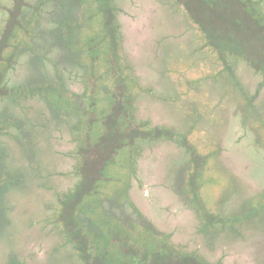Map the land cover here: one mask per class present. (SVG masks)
Masks as SVG:
<instances>
[{
	"label": "rangeland",
	"instance_id": "374dc122",
	"mask_svg": "<svg viewBox=\"0 0 264 264\" xmlns=\"http://www.w3.org/2000/svg\"><path fill=\"white\" fill-rule=\"evenodd\" d=\"M68 1L23 0L18 13L20 24L1 53L0 85L34 84L44 80L58 84L62 77L66 88L73 93L82 92L88 80L82 66L86 68L89 64L84 46L87 40L101 32L103 23L100 12L92 11L94 0H86L78 7L79 11L71 7L76 3L71 0L64 8L67 12H58ZM13 2L0 0V37L11 18L7 9L14 6ZM231 3L237 0L227 1V5ZM114 4V24L118 29L114 47L117 59L125 65L127 79L124 83L133 101L135 117L147 119L152 124L170 125L176 132H182L184 114H188L189 119L204 114L203 120L196 124L197 129L188 133V138L194 142L202 139L198 145L200 150L206 147L204 153L213 155L206 161L198 179L199 199L211 211L218 208L230 183V175L235 179V188L239 189L230 204L237 206L239 201L259 195L264 189V86L258 87L260 72L242 58H249L256 65L264 64V18L259 16L263 26L259 30L251 26L248 16L241 18L247 28L245 24L243 27L234 24L236 11L223 12L219 6H214L217 11H207L204 17L202 14L214 38L222 37L227 42L225 48L240 52L238 56L226 49L220 56L206 43L205 34L193 21L194 0H114ZM259 17L254 19L259 20ZM71 31L70 37L74 34L76 38L70 53L79 56L78 63L72 61L76 67L66 63L70 58L64 54L66 48L61 39ZM106 44H96L99 51L102 49L95 64L96 74L104 72L106 65L111 63ZM110 46L113 47L112 43ZM224 59L231 73L224 69ZM223 69L227 76L224 79L230 74L234 77L240 96L226 105L225 127L215 132L206 130L207 134L202 129L210 126V120L205 118L217 108L225 109L218 95L220 85L227 92L229 85L226 81L212 79ZM170 84L177 98L167 97L172 92ZM117 86L120 85L114 78L100 79L96 89L97 109L106 108V112L113 109L108 97ZM121 86L126 90L122 82ZM249 100L250 107L246 104ZM52 109L47 100L38 95L19 98L13 104L6 96L0 97V119L5 114L8 122L18 124L9 125L0 135V147L4 150L0 157V178L6 176L7 183L11 182L7 184L8 224L3 227L0 223V264H70L65 259L57 260L54 248L60 230L47 223L49 219L46 221L55 214L47 210L54 199L53 191L58 193L74 187L78 179L77 166L96 178L94 171L100 164L98 160L105 159L101 156L103 151L119 149L115 145L112 147L110 140L100 146V140L105 139L99 133L105 127L101 120L94 118L90 125L79 124L65 111ZM178 150L169 140L149 142L140 148L133 173L128 172V166H111L115 162L110 161L106 170L108 179L97 180L99 195L111 198L128 179L127 193L141 213L136 223L151 224L168 234V240L183 251L198 252L208 262L264 264V220H260L259 226L244 224L233 239L221 236L217 241H210L198 231L194 209L177 195L174 184L170 183L173 181L168 174V162ZM120 151L128 153L125 147ZM189 189L186 187L185 196L190 195ZM147 237L148 234L143 235L145 240ZM137 241L143 240L138 237Z\"/></svg>",
	"mask_w": 264,
	"mask_h": 264
},
{
	"label": "trees",
	"instance_id": "16d2710c",
	"mask_svg": "<svg viewBox=\"0 0 264 264\" xmlns=\"http://www.w3.org/2000/svg\"><path fill=\"white\" fill-rule=\"evenodd\" d=\"M179 1L183 2L184 0ZM194 1L196 2V11L195 15L192 16L193 21L205 34L206 43L212 46L213 49H216L220 56H223L222 54L226 49L234 55H238L240 52L239 50L225 48L227 42H224L225 39L223 40L222 37L214 38L209 28L205 26L206 23L203 17L206 14L204 13H208L207 11H215L216 8L214 6H219V9L223 12L229 13L230 10L236 11V13H233L235 16L234 20L236 21L234 24L236 23L241 27L245 24L247 28L246 22L241 18L248 16L247 19L250 20L251 26H256L258 29L262 26V21L259 17L262 16L264 18V2L262 3V0H237V3H231L229 5H227V1L233 2L234 0ZM85 2L86 0H76V3L71 5V7H74L75 11H79L78 7ZM94 2V9L92 11L93 13H95L94 11L100 12V22L103 25L101 32L94 39L87 40L84 46L86 48V54L89 56V64L86 68L82 66L85 71L84 77L88 78L85 81L82 92L73 93L70 91L65 87L62 77L58 84H51L48 80H44L34 84L26 82L23 84L0 85V97L6 96L12 104L14 101H18L19 98L38 95L47 100V103L53 108L52 110H56L57 112L65 111L69 116L76 118L75 123L83 124L84 122L86 125H90L91 120L94 118L101 120L104 123L103 127H105L99 133L101 134L100 137H105V139L103 141L102 139L100 140V146L110 140V142L112 141V147L115 145L116 149L119 148L117 151L114 150L115 147L107 150V152L105 150L103 151L101 156L105 159L98 160L100 164L94 171L98 179L89 172H82L81 166L79 169L77 166L78 179L74 187L59 191L58 193L53 191L54 199L49 204L47 210L55 211V214L51 218L52 220L47 218L46 221L49 219L47 223L57 226L60 230L57 234V241L55 242L57 245L54 248L55 254L58 255L57 260L65 259L70 264L72 262L75 264H219V261L213 263L208 262L198 252L183 251L180 246L168 240V234L153 228L151 224L148 225L146 223V225H142L136 223L141 213L127 193V187L129 185L128 179L125 180L123 186L119 187V190H115L111 198L101 197L99 195L101 192L99 191L100 187L97 180L108 179L106 170L108 169L107 164L111 163L110 161L113 160L115 162L111 166H128L126 168L128 172L133 173L135 171V165L137 164L140 148L146 147L149 142L155 144L159 141L169 140L174 142L177 148H179L178 152L168 162V166L170 164L168 174L171 181H173L170 183L174 184L175 187L173 189L177 195L183 198L184 202L194 209L197 217L198 231L206 239L217 241L221 236H224L225 239H233L236 235L238 236L240 234L239 230H241L244 224L253 223L255 226H259V224H262L260 220H264V189L261 190L259 195H252L249 198L239 201L237 206H233L234 204H230V200L234 198V195L238 194L239 189L237 187L235 188V179L231 175L228 178V180L230 179L228 188L223 192L219 202L220 205H223H219L214 211L204 206L203 201L199 199L198 185L200 183H198V179L200 178L206 161L213 155L210 152L204 153L206 147L200 150L198 145L202 139L194 142L188 138V133L190 134L193 130L197 129L196 124L199 123V120H203L201 118L204 117V114H197L196 118L192 117L191 119L188 118V114H184L182 117L185 126L182 132H176L174 127L170 125L152 124L147 119L138 120L135 117L133 101L127 91V83H124L127 79V74L124 73L125 65L117 59L118 57L114 47L118 38V29L114 24L116 12L114 0H94ZM206 2L212 3L206 4ZM23 3V0H14V6L7 9L11 18H8V26L3 30L4 33L0 37V61L3 60V54L1 53L7 45V41L15 36V27L17 26L16 28H18L20 24L18 13L21 11ZM41 4H44L43 1ZM70 4L71 0L63 4V9L58 12H67L66 10L64 11V8ZM186 6L188 5L186 4ZM84 11L87 16H91L89 9ZM202 14L203 17L201 16ZM255 16H258L259 20H255ZM64 17L67 18L68 16ZM68 18L71 19V17ZM71 34L72 31L71 33L68 32L67 36H61L64 47L66 48V52L64 53L62 51V53L70 58L66 63L72 67H76L77 65H72V61L78 63L79 60H77V57L79 56L76 52V54H73V52L72 54L70 53L72 41H75L76 36L73 34V37H70ZM98 42L107 43L105 46H107L108 55H106L111 61V63L106 65L105 71L101 74H96L95 72L96 61L102 52V49L99 51L98 49L100 48L96 46ZM108 42L112 43L113 47ZM242 59L260 72L261 80L258 87L264 86V64L256 65L249 58ZM223 62L224 69L231 73V69H229L226 60ZM61 68L63 69V67ZM224 69L218 75L214 76V78H211L226 81L229 85L227 88L228 92L220 85L221 89L218 95L220 97L218 99L221 101V105L224 104L225 109L220 111L217 108L211 114H207L208 116L205 119L210 120L211 127L202 129L207 134L209 133L206 130L215 132V130H220L225 127L223 113L226 110V105L231 100H234V98L240 96L238 93L240 89H236L234 77L228 74V78L231 81L228 78L224 79V77H227L224 75ZM104 77L114 78L115 83L120 85L119 87H115L118 89L113 92V96L110 95L108 97V100L113 102L111 104L113 105V109L108 112H106V108L104 110L97 109L96 106L98 101L96 89L100 79ZM121 82L126 87V90L121 86ZM169 88H172V92L167 97L171 96V99L177 98L178 94L173 91L171 84ZM233 95L235 96L233 97ZM166 102L168 103L167 99ZM213 104H217V101H213ZM246 104L250 107V100ZM217 105H220V103ZM201 112L203 113V110ZM5 116L3 114V118L0 119V135L3 129L9 125H18L14 121L8 122ZM212 116L216 118L213 121L210 119ZM123 147L126 148L127 154L120 151ZM2 155H4V150L0 147V157ZM114 155L116 157L113 159ZM7 182L6 176L0 178V223L3 227H6L8 224V214L10 211L9 203H7V195L9 192V186L7 184L11 182ZM186 187L191 188L189 189V196H185ZM44 188L47 187L45 186ZM6 211L8 214H6ZM146 234H148L149 238L147 237L148 239L145 240L143 235L146 236ZM138 237L144 242H136ZM57 260L55 261L57 262ZM11 264L21 263L12 262Z\"/></svg>",
	"mask_w": 264,
	"mask_h": 264
}]
</instances>
